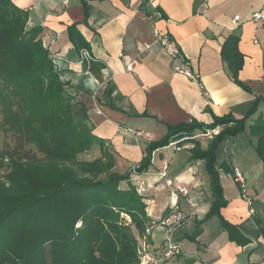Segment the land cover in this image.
Segmentation results:
<instances>
[{
  "label": "crops",
  "instance_id": "obj_1",
  "mask_svg": "<svg viewBox=\"0 0 264 264\" xmlns=\"http://www.w3.org/2000/svg\"><path fill=\"white\" fill-rule=\"evenodd\" d=\"M12 3L29 13L28 27L41 30L39 38L45 46L56 37L54 62L62 81L70 84L69 92L88 109L89 126L97 139L88 153L92 160L101 157L103 142L115 159L114 171L131 173L150 221L155 214L165 216L175 204L186 215L174 236L183 253L166 258L165 232L155 229L147 242L151 264H264V162L255 151L257 137L250 132L255 120L264 116V111L259 112L264 104L258 117L247 121L246 131L227 138L217 154V169L222 163L230 168L229 173L220 170L228 202L220 216L237 227L248 243L231 241L217 217L204 221L213 198L204 162L190 159L192 142L175 145L171 140L168 147L153 153L147 172L136 171L145 149L163 139L170 127L192 122L211 125L214 117L226 115L243 119L253 102L264 98V22L251 21L255 12L264 11V0H89L87 17L82 0ZM72 26L89 44L94 62L80 63L81 50L68 36ZM155 30L174 41L185 63L166 53L155 40ZM235 41L243 57L241 86L231 79L222 55L223 47L231 48ZM184 64L195 80L180 73ZM221 130H196L190 139L205 150ZM234 170L242 175L243 187ZM180 187L187 196L177 192ZM197 229L200 233L192 240Z\"/></svg>",
  "mask_w": 264,
  "mask_h": 264
},
{
  "label": "trees",
  "instance_id": "obj_2",
  "mask_svg": "<svg viewBox=\"0 0 264 264\" xmlns=\"http://www.w3.org/2000/svg\"><path fill=\"white\" fill-rule=\"evenodd\" d=\"M88 2L82 0L86 17ZM28 22L27 11L12 0H0L2 125L19 142L31 145L42 155L35 159L12 157L9 186L0 185V264H140L138 239L150 225L144 197L133 185L130 172L114 171L115 159L103 142L99 143L100 158L79 160L97 143L89 126L88 109L69 92L70 84L62 81V72L39 38L41 30L29 28ZM75 29L68 28L69 40L79 51L89 50V44ZM236 41L231 48L225 45L222 55L231 79L241 86L238 74L243 57ZM261 104L264 98H257L243 119L226 115L214 117L211 125L192 122L170 127L163 139L145 149L136 166L137 173L147 172L153 153L168 147L180 133L222 127L205 150L194 139L177 144L192 142L190 159L205 164L213 200L204 221L217 217L237 244L248 240L220 216V210L228 204L221 172L229 173L230 168L222 163L221 172L217 169V154L227 138L246 131L247 121ZM250 130L257 137L255 151L264 162V116L256 119ZM37 168L41 171L35 172ZM17 179L18 187L24 189L17 188ZM199 233L197 229L192 240Z\"/></svg>",
  "mask_w": 264,
  "mask_h": 264
},
{
  "label": "built area",
  "instance_id": "obj_3",
  "mask_svg": "<svg viewBox=\"0 0 264 264\" xmlns=\"http://www.w3.org/2000/svg\"><path fill=\"white\" fill-rule=\"evenodd\" d=\"M251 21L254 23H258L263 21L264 22V11H257L252 15ZM235 24L240 22V18L236 17L234 19ZM264 28V25H263ZM155 40L158 44H160L166 53L172 57L174 60L177 61H184L183 55L179 47L174 43V41L169 38V36L161 34L159 31L155 30L154 32ZM56 42V37L52 36L50 45L46 46L49 54L53 57L54 50L53 46ZM94 58L92 57L90 51L88 49H82L80 51V63L86 64L90 62H94ZM185 63V61H184ZM185 65V64H184ZM180 73L184 74L187 78L191 80H195V76L190 71L187 65H185L184 70H181ZM177 145V143H174ZM177 150H181V147H177ZM166 170V167H165ZM234 176L237 182L241 183L242 187L244 186V179L242 175L238 172V170L234 171ZM162 177H165V174H162ZM177 192L183 196L188 195V191L180 187L178 188ZM187 220L186 215L179 209L176 204L168 211V213L159 221L153 222L149 225L142 237V245L139 247V255L141 259V264H151L153 262L152 256L147 251V242L149 237L152 236V233L155 229H160L165 232V238L163 242V250L165 251L166 258H170L173 255H180L183 253V248L175 241V233L183 228L185 222Z\"/></svg>",
  "mask_w": 264,
  "mask_h": 264
},
{
  "label": "rangeland",
  "instance_id": "obj_4",
  "mask_svg": "<svg viewBox=\"0 0 264 264\" xmlns=\"http://www.w3.org/2000/svg\"><path fill=\"white\" fill-rule=\"evenodd\" d=\"M263 111H264V107H262V109L259 112H263ZM255 117L257 118L258 116L256 115ZM2 124H3V115H2L1 109H0V185L4 184V186H9V180L8 179H9V176L13 173V172L11 173V169L9 167L12 157L30 156V157H32V159H35V158H42V155L38 152V150L36 148L32 147L31 145H26L25 143L19 142L17 136L14 135L12 132L7 131L3 127ZM172 150L173 149H170V151H172ZM34 156H35V158H34ZM92 159H93V155H89V154L79 157V160H83V161H90ZM12 160L17 161L20 159H12ZM24 161L25 162H31V160H24ZM38 171H41V168H37L35 170V172H38ZM15 183L17 185V188H19L20 190L24 189V188L18 187V185H20V181L18 179H17V181H15ZM18 192H21V191H18ZM156 215L157 214H155V216ZM155 216L153 217V220L155 222H159L160 221L159 219L162 216H160L159 214H158V217H155ZM126 219L130 223V218L126 217ZM154 221H150L149 224L151 225ZM138 236L139 235L137 234V237ZM183 251H184V248H183ZM170 262H171V260H170ZM140 264H141V259H140Z\"/></svg>",
  "mask_w": 264,
  "mask_h": 264
},
{
  "label": "water",
  "instance_id": "obj_5",
  "mask_svg": "<svg viewBox=\"0 0 264 264\" xmlns=\"http://www.w3.org/2000/svg\"><path fill=\"white\" fill-rule=\"evenodd\" d=\"M193 136H194L193 134H189V133H180L177 136L172 138V142L173 143H178L180 141L193 138Z\"/></svg>",
  "mask_w": 264,
  "mask_h": 264
}]
</instances>
